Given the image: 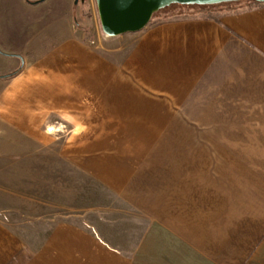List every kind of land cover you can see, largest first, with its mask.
<instances>
[{
    "label": "crops",
    "instance_id": "0c3cea01",
    "mask_svg": "<svg viewBox=\"0 0 264 264\" xmlns=\"http://www.w3.org/2000/svg\"><path fill=\"white\" fill-rule=\"evenodd\" d=\"M82 2L0 8V264H264V4L99 48Z\"/></svg>",
    "mask_w": 264,
    "mask_h": 264
},
{
    "label": "rangeland",
    "instance_id": "374dc122",
    "mask_svg": "<svg viewBox=\"0 0 264 264\" xmlns=\"http://www.w3.org/2000/svg\"><path fill=\"white\" fill-rule=\"evenodd\" d=\"M75 2L77 0H74ZM16 2V0H15ZM251 0H238L234 2H223L219 4H212V5H181L177 3L170 4L164 8L159 9L152 17V21L159 22L162 20H168V19H177V18H187V17H195V16H200L203 14L201 10L206 11L207 9L214 10L215 15H221L225 12H228L231 9H237V10H243L246 8L247 5H249ZM7 3V0H0V8L3 7ZM15 5V4H14ZM79 8L83 9V2L80 0L79 3ZM94 8V18L92 14H87V21L86 25L89 28V31H87V36L88 40L92 41V44L95 46H98L99 48L103 47V43L98 42V36L99 34L105 37V39H109L110 36L104 35V31L101 26V20H100V14L98 10V5L97 1L94 0L93 4ZM7 57V58H6ZM9 56H1L0 57V72L3 67H8L13 64V61H7L6 59H11L8 58ZM20 64V63H19ZM17 64V65H19ZM13 189H1L0 187V217L2 216H8L9 219L11 220L8 221V226L9 228L14 229L16 225V209L15 206L12 205L15 202V194H14ZM49 210V212H46L49 214V216H53V218L56 221H61L63 219H66L67 217H70L74 214H79V211H73L69 208H64V207H59L56 206L54 209ZM52 214V215H51Z\"/></svg>",
    "mask_w": 264,
    "mask_h": 264
},
{
    "label": "water",
    "instance_id": "95a60500",
    "mask_svg": "<svg viewBox=\"0 0 264 264\" xmlns=\"http://www.w3.org/2000/svg\"><path fill=\"white\" fill-rule=\"evenodd\" d=\"M78 1V0H77ZM101 26L107 35H119L142 30L153 15L170 4L212 5L234 0H96ZM264 2V0H251Z\"/></svg>",
    "mask_w": 264,
    "mask_h": 264
},
{
    "label": "trees",
    "instance_id": "16d2710c",
    "mask_svg": "<svg viewBox=\"0 0 264 264\" xmlns=\"http://www.w3.org/2000/svg\"><path fill=\"white\" fill-rule=\"evenodd\" d=\"M234 1H238V0H234ZM234 1H228V2H234ZM224 3H225V2H224ZM262 4H264V2H254V1H251L250 4L247 5L245 9L252 8V7H254V6H260V5H262ZM238 11H240V10H237V9H231V10H229L228 12H238ZM201 12H203L202 15H206V16H210V17H212V16L215 15L214 10H211L210 8L207 9L206 11L201 10ZM152 22H153V21H152V19H151V21H150L148 24H150V23H152ZM19 70H20V69H19ZM19 70H17V71H15L14 73H12L11 76L14 75V74H16L17 72H19ZM9 76H10V75H9Z\"/></svg>",
    "mask_w": 264,
    "mask_h": 264
}]
</instances>
